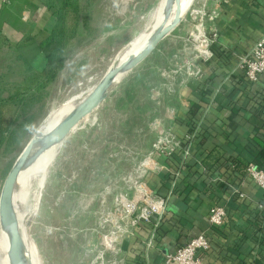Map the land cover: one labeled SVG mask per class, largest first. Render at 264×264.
<instances>
[{
    "label": "crops",
    "instance_id": "obj_1",
    "mask_svg": "<svg viewBox=\"0 0 264 264\" xmlns=\"http://www.w3.org/2000/svg\"><path fill=\"white\" fill-rule=\"evenodd\" d=\"M18 6L24 18L42 9L39 0H0L1 30L11 27L9 17L18 15ZM206 7L217 11L212 25L205 24L215 34L209 58L194 57L186 31L180 45L155 49L147 57L144 80L136 79L137 70L119 80L127 93L106 125L95 126L90 117L77 129L89 134L94 126L92 135L103 131L100 141L80 142V149L91 153L133 148L139 134L147 137L150 151L162 133L180 141L169 153L155 152L158 168L143 176L148 188L166 200L161 221L155 228L154 219L140 222L109 256L115 264H175L166 260L167 254L201 231L210 240L202 255L205 264H264V210L257 206L264 207V190L243 171L264 154V75L251 82L238 67L240 57L264 36V0H207ZM185 21L186 27L194 26ZM234 188L245 197L239 198ZM214 204L226 208L223 227H210ZM93 260L72 255L67 261Z\"/></svg>",
    "mask_w": 264,
    "mask_h": 264
},
{
    "label": "rangeland",
    "instance_id": "obj_2",
    "mask_svg": "<svg viewBox=\"0 0 264 264\" xmlns=\"http://www.w3.org/2000/svg\"><path fill=\"white\" fill-rule=\"evenodd\" d=\"M75 1L80 22L73 42L65 51L59 73L41 88L36 87L38 69L45 62L41 43L55 23V10L39 0L42 9L36 10L34 16L24 18L18 6L16 13L20 14L9 17L12 28L0 29V35L7 40L6 46H0V98L17 96L11 127L0 130V192L10 167L45 117L63 102L90 92L121 50L149 29L146 28L162 2ZM206 1L193 0L180 23L155 49L177 47L186 31L189 37L194 27H186L185 20H190L192 9ZM147 57L124 78L132 77L137 70L136 79L144 80L149 73L144 69ZM118 82L111 87L104 103L84 118L75 130L90 117L95 126L106 125L113 118V113L120 107L121 95L127 93ZM16 91L19 94H15ZM93 131H97L94 126L89 134L77 130L61 142L56 151L43 152L21 183V227L34 246L39 264H70L67 260L72 255L88 256L94 259L90 264H98L100 236L103 229L108 228L105 221L111 217L116 198L131 194L136 183L144 182L143 176L149 172L143 164L150 152L145 149V135H136V143L129 149L92 153L81 150L80 142L102 140L103 131L92 135ZM114 152L115 156H111ZM97 156L98 161L95 160ZM4 233L0 227V240ZM105 257L109 258L108 255ZM6 260L0 257V264H7ZM28 261H31L30 251Z\"/></svg>",
    "mask_w": 264,
    "mask_h": 264
},
{
    "label": "built area",
    "instance_id": "obj_3",
    "mask_svg": "<svg viewBox=\"0 0 264 264\" xmlns=\"http://www.w3.org/2000/svg\"><path fill=\"white\" fill-rule=\"evenodd\" d=\"M206 3L194 8L190 13V21L194 22V28L189 34L188 40L193 45L194 57L196 59H207L212 55L211 44L215 40L213 31L208 33L205 26L207 22L210 25L217 17L216 10H205ZM209 28L212 29L210 26ZM239 69L243 72L248 81L256 82L260 76L264 75V36L259 38L253 46L244 53L239 60ZM190 69V64L187 67ZM188 71V70H187ZM194 74L199 73L198 69L194 70ZM180 141L169 133L160 134L159 138L153 145V149L144 159V165L147 170H155L158 164L153 160L152 155L155 152H170L179 147ZM244 173L249 177L259 188L264 190V170L256 168L252 163L243 168ZM131 194L119 196L113 205L111 217L105 224L107 229H103L100 236L101 250L96 256L98 264H115L112 258L106 259L105 256H110L119 251L124 240L132 236L135 227L140 223H151L153 227H157L161 221L166 200L163 196L152 192L143 182H137ZM234 193L239 198H244L245 195L239 189L234 188ZM264 210L261 204L257 205ZM226 208L223 205L214 204L211 206L208 215L210 227H223L226 220ZM153 243L152 238L147 242V246ZM209 248V238L206 231H201L197 235L190 237L182 245H180L173 253L166 256L168 262L175 264H204L201 253Z\"/></svg>",
    "mask_w": 264,
    "mask_h": 264
},
{
    "label": "water",
    "instance_id": "obj_4",
    "mask_svg": "<svg viewBox=\"0 0 264 264\" xmlns=\"http://www.w3.org/2000/svg\"><path fill=\"white\" fill-rule=\"evenodd\" d=\"M172 0H167L169 3ZM176 3L172 19L162 22L149 35L142 49L115 66H110L92 90L75 105L54 127L43 135L34 134L10 167L0 192V227L8 235V261L9 264H30L25 250V238L21 232L19 221L14 210L13 192L20 171L29 163L35 161L45 150L60 144L78 126L81 121L93 113L105 100L107 93L113 86L117 76L125 75L140 64L161 40L168 35L183 17L179 0Z\"/></svg>",
    "mask_w": 264,
    "mask_h": 264
},
{
    "label": "trees",
    "instance_id": "obj_5",
    "mask_svg": "<svg viewBox=\"0 0 264 264\" xmlns=\"http://www.w3.org/2000/svg\"><path fill=\"white\" fill-rule=\"evenodd\" d=\"M57 1L46 2L42 0L48 8L55 10L56 19L50 34L41 43L45 62L37 72L39 76L37 88L43 87V85L56 77L61 70L65 51L72 44L77 26L80 22L78 5L75 0ZM0 41V46H6L7 40L2 35H0ZM30 90H34V88H30ZM15 94H19V91H16ZM16 97V95H11L7 98H0V130H8L11 127L14 118V100ZM252 163L256 168L264 170V154L257 155ZM238 175L240 174L238 173ZM209 248L203 253L208 252ZM203 253H201V256Z\"/></svg>",
    "mask_w": 264,
    "mask_h": 264
},
{
    "label": "bare ground",
    "instance_id": "obj_6",
    "mask_svg": "<svg viewBox=\"0 0 264 264\" xmlns=\"http://www.w3.org/2000/svg\"><path fill=\"white\" fill-rule=\"evenodd\" d=\"M192 2H193V0H179L180 7H181V14H183V15L185 14V12L188 10V8L192 4ZM175 9H176V3L174 0L170 1L169 3L167 2V0H162L160 5L158 6V11L156 12V14L153 15V18H152V21H151L149 27L146 28V29H148V28L149 29L143 33L141 32L142 34L140 33L137 37H135L132 41H130L123 48V50H121V52L118 54L117 58L115 59V61L112 63L111 66H115V65L119 64L121 61H123L125 58H127L128 56H131V55L138 53L142 49V47L145 45V43L147 42V39H148L149 35L151 34V32L158 25H160L162 22H165V21L169 22L172 19L173 15L175 13ZM123 76L124 75H122V74L117 76L113 85H115L116 82L121 80L123 78ZM88 93H86V94H84L78 98L63 102L57 108L53 109L45 117V119L42 121V123L39 125V127L36 131V135H43V134L47 133L75 105H77L81 100H83V98ZM59 145L60 144L54 145V146L48 148L47 150H52V151L55 150L56 151V149L59 148ZM39 157L35 161L27 164L20 171L18 178H17V182L15 184L14 192H13L14 210H15V213H16L18 221H19V226H20L21 232L23 234V237L25 238V245H26L25 254H26L27 259H28V251H30V253H31L30 264H39V261L37 260V256H36L33 244L31 243L30 239L26 236L25 232L23 231V229L21 227V214H20V207H19V188H20L21 183L24 180L29 168L31 169V167H34V165L37 164ZM0 245H1L0 257H5L7 259L6 260L7 264H9L8 255H7V251H8V235H7V233H4L2 240H0Z\"/></svg>",
    "mask_w": 264,
    "mask_h": 264
}]
</instances>
